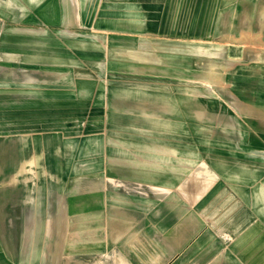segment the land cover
I'll use <instances>...</instances> for the list:
<instances>
[{
  "label": "rangeland",
  "instance_id": "1",
  "mask_svg": "<svg viewBox=\"0 0 264 264\" xmlns=\"http://www.w3.org/2000/svg\"><path fill=\"white\" fill-rule=\"evenodd\" d=\"M222 1L79 0L67 22L70 0H0V264H175L210 224L247 211L264 225V72L251 60L261 40L239 0ZM116 142L152 151L123 157ZM117 156L181 162L177 174L200 191L214 182L178 216L205 230L112 231L120 204L126 214L128 197L148 198L133 180L156 175L128 179L110 166Z\"/></svg>",
  "mask_w": 264,
  "mask_h": 264
},
{
  "label": "crops",
  "instance_id": "2",
  "mask_svg": "<svg viewBox=\"0 0 264 264\" xmlns=\"http://www.w3.org/2000/svg\"><path fill=\"white\" fill-rule=\"evenodd\" d=\"M70 1H73L72 3L74 4V6L71 5L72 6L71 7L69 5L71 7L70 8L71 10L67 14L68 15L67 22H70L72 18L75 19V17L77 18L78 16L77 8L79 7V0H70ZM239 1L241 2V4L244 5L243 7L244 9L240 13V18L244 19V22L250 23V20L252 19H250V17L248 16L251 15L255 16V20H254L256 27L255 37H256V41L259 40L260 38L261 43L260 44L257 42L255 43V52L251 60L254 61L253 70L256 73L264 72V51H263L264 2L263 0H254V5H253L254 12H253L251 10L249 11L246 10L247 6L245 4H247V0H239ZM222 2H227V1L223 0ZM223 6L225 7L226 10V8H229V6L232 5H223ZM210 7L212 9V12L210 10L208 15L218 16L217 14L218 10L216 13L215 7L212 5H210ZM217 7H219V0ZM219 13L220 16L225 15L224 11L222 12L224 15L221 14L220 10ZM259 48H261V51L259 50ZM235 51L237 53H234L233 55L229 53L228 56L236 57L239 52L243 53V51L241 50H235ZM230 65H234L231 68L236 67L235 64H232L231 62ZM238 70H240V67L238 68ZM113 144H114L113 147L117 152V155L123 153L122 155L123 157L125 155L124 152L129 154L127 157L129 156L132 157L129 152L130 151L134 152L135 151L134 149H137L138 151H142L141 154H144V158L149 156L152 151L151 146L147 144L137 145L134 143L127 144L120 142L118 143L116 142ZM135 154H137V152ZM135 154L133 155L135 156ZM127 157L125 160L123 158L122 161H120L121 157L117 156L116 160L120 162H118V164L115 165L112 164V162L114 161L112 160L110 166L111 167L115 166L118 168L120 167L126 168L125 169L126 173L128 172L130 173L128 179L131 177L135 179L136 176L134 177V175L135 173L139 174L140 169H142L141 172L144 173H148L152 170V172H155L156 175H153V177L149 175L150 177L149 181L147 175L145 174L142 177V180L139 179L137 181L133 180L132 184H144V186L148 184V188L150 189L149 195H147L148 198H146L143 194H142L143 195L142 198L139 197L142 200L138 198L137 199L135 198L134 200L132 197H128L127 209H126L128 213L126 214H123V209H124L123 207L126 205V203L120 204V206L116 208L117 210L114 211L111 220L109 222V225L112 226V228H110L112 231H116V232L132 231L136 229L134 228V226L140 224H144L143 226L144 231L153 230L160 232H164V231L198 232L205 230V228L204 229L199 228L198 224H185L182 217H178V216H182L181 214L183 208L182 200L187 202L190 201L187 204L196 207L198 205L196 201H198L201 198L208 199L212 193L217 192L216 186L215 187L212 186L215 185L214 182L208 183L206 187H204V191H200L199 182H198L199 179L192 178L189 181L185 182L182 180V176L177 174L178 172L176 170V167H173L172 164L176 165L177 163H179V167H180L182 164L181 162H176L173 160L171 161L164 160L162 162L155 163L152 162L154 161L155 158L153 159L150 158L149 162H146V160H144L139 163V161H135L133 159H127ZM173 159H176V157L174 156ZM136 168H138L139 170L138 171L135 170ZM180 172L181 171L179 170V173ZM123 181L126 182L125 180ZM248 188H249L248 186H245L244 190H247ZM254 191L255 194L253 195L252 206L256 208L260 205V207L258 208L262 210V200H263L262 185L257 186V184H255ZM223 194H221L219 198H224ZM118 199L121 201L124 200L123 197ZM139 201L141 202L138 203ZM245 207H246L245 209L247 210L248 207L247 206ZM165 208H171L172 212H167V213L168 214L173 213V215L175 216L174 217L175 222L171 225L170 223L167 222L166 219H162L163 217L166 216L165 212L162 213V211ZM155 216L161 217L160 223L156 227H151L154 226L153 223H151V220L156 219ZM250 217H251L250 213L246 211L244 214L238 217L239 218L238 222L210 224L209 227L205 230L207 234H203L199 236V238L195 240V242L191 241L190 244H188V246L184 249L183 253H179V252L176 253L177 256L173 260L174 261L173 263L175 264H264V225H262L261 223L246 222L251 220ZM188 225H190L189 229L185 227ZM63 229L65 230V227ZM211 233H217V234L212 235ZM180 243H182V241L178 242V240H176L173 241L174 247H172L173 245H169L167 247L169 249H175V247L180 248L182 247ZM221 244L223 245V248H220ZM160 254H159V260L162 259V256ZM119 257L121 256L117 255L113 259V261L115 259L117 261ZM171 263L172 261L168 264Z\"/></svg>",
  "mask_w": 264,
  "mask_h": 264
},
{
  "label": "bare ground",
  "instance_id": "3",
  "mask_svg": "<svg viewBox=\"0 0 264 264\" xmlns=\"http://www.w3.org/2000/svg\"><path fill=\"white\" fill-rule=\"evenodd\" d=\"M64 214H65V213L62 212V214L60 213V216L62 217ZM64 218H65V216H64ZM51 224H52V223H51ZM71 236H72V235H71ZM50 252H51V251H50ZM53 261H54V260H53ZM121 262H122L123 264L125 263V262H123V260H119V261H118L119 264H120Z\"/></svg>",
  "mask_w": 264,
  "mask_h": 264
}]
</instances>
